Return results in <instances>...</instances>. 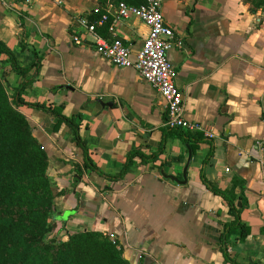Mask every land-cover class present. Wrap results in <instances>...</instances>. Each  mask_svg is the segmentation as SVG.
Instances as JSON below:
<instances>
[{"label": "crops", "instance_id": "obj_1", "mask_svg": "<svg viewBox=\"0 0 264 264\" xmlns=\"http://www.w3.org/2000/svg\"><path fill=\"white\" fill-rule=\"evenodd\" d=\"M58 1L0 2V41L17 66L37 62L19 109L49 156L52 182L65 191L54 199L53 235L115 233L131 264H264V148L256 145H264V12H251L244 0H161L164 21L183 41L167 54L184 96L183 116L216 134L197 141L180 184L163 174L183 180L189 141L184 131L163 125L164 102L155 88L134 68L102 58L92 42L71 40L79 17L107 12L112 20L119 1L143 0ZM106 25L96 28L104 38ZM114 26L134 57L147 26L137 17ZM7 59L0 54V79L13 96L24 77ZM34 102L63 103L65 115H81L80 134L96 171L76 174L73 165L83 154L70 128L54 129L56 118L28 106ZM136 148L145 157L135 156L113 180ZM154 153L155 160L144 159ZM235 179L241 185L233 189L230 214L213 186L229 190Z\"/></svg>", "mask_w": 264, "mask_h": 264}, {"label": "trees", "instance_id": "obj_2", "mask_svg": "<svg viewBox=\"0 0 264 264\" xmlns=\"http://www.w3.org/2000/svg\"><path fill=\"white\" fill-rule=\"evenodd\" d=\"M245 1L252 3V7L248 8L251 12L260 8L264 10V0ZM0 54L7 55L8 62L24 77L19 83L18 94L13 96L0 79V264H131L122 256L123 246L115 233L113 240L108 233L98 230L69 233L66 240H59L53 235L51 215L54 199L65 191L58 189L52 182L48 174L49 156L34 135L30 120L19 109L24 104L20 93L32 80L26 75L32 66H37V62H31L25 68L17 66L11 49L2 41ZM28 106L55 117L57 121L54 129L61 123L68 125L73 140L83 154L80 164L73 165L79 177L83 172L97 170L88 155L86 140L80 134L82 117L79 113L65 115L62 112L63 103L46 105L34 102ZM184 132L194 152L202 135L199 132ZM137 155L145 157L140 148L129 152L121 173L114 176L113 180L123 175ZM211 155L212 151L205 157L207 161ZM156 157L157 153H154L144 159L153 161ZM178 158L171 156L169 160ZM237 185L241 184L235 179L229 190L220 191L213 186L214 191L223 195L230 214L236 211L233 189ZM240 227L245 236L247 228L243 224Z\"/></svg>", "mask_w": 264, "mask_h": 264}, {"label": "built area", "instance_id": "obj_3", "mask_svg": "<svg viewBox=\"0 0 264 264\" xmlns=\"http://www.w3.org/2000/svg\"><path fill=\"white\" fill-rule=\"evenodd\" d=\"M0 2L10 6L9 0H0ZM58 4H62V0H59ZM111 15L114 16L112 20L107 12L102 13L95 20L79 17L77 19L79 30L71 35V40L74 43H85L88 40L94 44L99 55L113 65L134 68L145 81L155 88L163 100L165 112L163 125L165 127L186 132H199L206 139H214L216 134L212 127L189 121L183 116L184 96L175 86L176 70L167 55L172 48H181L183 41L175 36L173 28L164 21L161 0H143L140 4L119 1ZM129 17L141 19L148 28L142 48L134 57L131 55L129 46L115 33L114 26L115 20ZM102 25H106L110 37L104 38L96 32L97 26ZM256 145L260 149L264 148L262 141L257 140ZM228 170L226 168V171ZM108 235L111 240L116 237L114 233H108ZM125 235L124 230L123 237Z\"/></svg>", "mask_w": 264, "mask_h": 264}, {"label": "water", "instance_id": "obj_4", "mask_svg": "<svg viewBox=\"0 0 264 264\" xmlns=\"http://www.w3.org/2000/svg\"><path fill=\"white\" fill-rule=\"evenodd\" d=\"M191 150L188 149V156H187V159H186V162H185V165L183 167V180H179L178 178H176L175 176L171 175V174H163L164 177L166 178H169L177 183H185L187 181V177H186V171H187V168H188V165L190 163V160H191Z\"/></svg>", "mask_w": 264, "mask_h": 264}, {"label": "rangeland", "instance_id": "obj_5", "mask_svg": "<svg viewBox=\"0 0 264 264\" xmlns=\"http://www.w3.org/2000/svg\"><path fill=\"white\" fill-rule=\"evenodd\" d=\"M245 1V0H244ZM245 3L247 4V7L248 8H250V7H252V3L250 2V1H245ZM258 10H260V11H262V12H264V10L263 9H258Z\"/></svg>", "mask_w": 264, "mask_h": 264}]
</instances>
